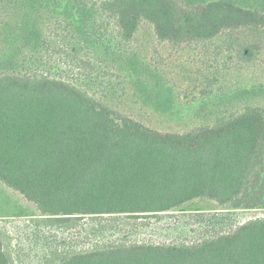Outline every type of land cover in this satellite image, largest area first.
I'll use <instances>...</instances> for the list:
<instances>
[{"label": "trees", "instance_id": "1", "mask_svg": "<svg viewBox=\"0 0 264 264\" xmlns=\"http://www.w3.org/2000/svg\"><path fill=\"white\" fill-rule=\"evenodd\" d=\"M99 13L113 19L124 43L143 22L171 43L212 40L227 30L264 24V14L234 0L189 7L176 0H0V181L37 204V223L50 220L60 227L86 217L119 226L197 199L227 210L262 207L259 105L247 104L242 113L210 125L170 130L122 114L64 78L63 65L88 75L118 67L127 57L93 24ZM50 25L67 33L51 36ZM212 229L192 245L114 240L46 253L43 262L264 264V218L228 232ZM6 232L0 230V264H16Z\"/></svg>", "mask_w": 264, "mask_h": 264}, {"label": "rangeland", "instance_id": "2", "mask_svg": "<svg viewBox=\"0 0 264 264\" xmlns=\"http://www.w3.org/2000/svg\"><path fill=\"white\" fill-rule=\"evenodd\" d=\"M176 1L189 7L205 0ZM234 1L264 14V0ZM94 19L104 40L127 57L118 67L88 75L63 65L61 74L122 114L153 127L188 130L242 113L247 104H257L264 112V24L227 30L212 40L171 43L161 41L153 25L143 22L135 38L124 43L113 19L101 13ZM46 31L51 36L67 33L64 26L50 25ZM247 47L251 53L244 54ZM157 104H167L169 110H160ZM261 173L264 178V168ZM40 215L36 203L0 181V230L12 241L16 264H44L46 253L86 250L114 240L192 245L214 227L211 233L228 232L250 219L264 218V204L227 210L216 201L197 199L179 210L119 226L107 221L101 226L86 217L60 227L50 220L37 223Z\"/></svg>", "mask_w": 264, "mask_h": 264}]
</instances>
